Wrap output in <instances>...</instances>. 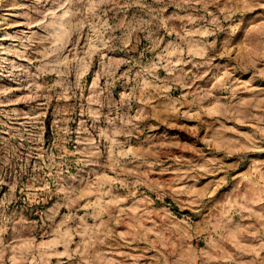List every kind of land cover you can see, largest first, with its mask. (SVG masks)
I'll return each mask as SVG.
<instances>
[{
    "label": "rangeland",
    "instance_id": "374dc122",
    "mask_svg": "<svg viewBox=\"0 0 264 264\" xmlns=\"http://www.w3.org/2000/svg\"><path fill=\"white\" fill-rule=\"evenodd\" d=\"M0 264H264V0H0Z\"/></svg>",
    "mask_w": 264,
    "mask_h": 264
}]
</instances>
